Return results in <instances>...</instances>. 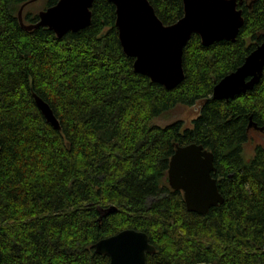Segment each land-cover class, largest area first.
Masks as SVG:
<instances>
[{"label": "trees", "instance_id": "1", "mask_svg": "<svg viewBox=\"0 0 264 264\" xmlns=\"http://www.w3.org/2000/svg\"><path fill=\"white\" fill-rule=\"evenodd\" d=\"M148 1L164 25L183 15L182 0ZM28 2L0 0V264H108L94 244L128 228L154 246L146 264H264V145L243 150L249 119L264 131V67L251 90L212 98L264 40V0H242L234 41L204 46L193 33L173 88L134 71L110 1L93 0L90 24L61 37L29 28ZM177 105H198L190 127L151 123ZM190 143L213 153L223 196L206 214L167 181L176 146Z\"/></svg>", "mask_w": 264, "mask_h": 264}, {"label": "water", "instance_id": "2", "mask_svg": "<svg viewBox=\"0 0 264 264\" xmlns=\"http://www.w3.org/2000/svg\"><path fill=\"white\" fill-rule=\"evenodd\" d=\"M115 6V26L125 55L134 59V71L146 75L165 88L177 86L184 78L183 47L193 33L208 46L215 41H234L243 24L242 0H182L183 15L164 25L148 0H108ZM93 0H58L37 13L38 20L29 28L47 27L61 37L76 32L91 22ZM264 67V40L255 47L234 71L221 78L212 89V98L228 100L251 90ZM36 106L55 129H60L49 105L33 94ZM248 127L263 130L249 119ZM213 153L202 145L176 146L170 157L167 181L171 189L182 192L187 210L206 214L210 207L223 202L216 180ZM115 206L103 210L112 212ZM95 252L105 254L108 264H146L147 254L155 251L142 231L123 229L99 239ZM195 264H211L199 262Z\"/></svg>", "mask_w": 264, "mask_h": 264}, {"label": "rangeland", "instance_id": "3", "mask_svg": "<svg viewBox=\"0 0 264 264\" xmlns=\"http://www.w3.org/2000/svg\"><path fill=\"white\" fill-rule=\"evenodd\" d=\"M45 1L44 0H29L28 4L25 5L23 14L30 12L32 14L38 13L39 11L45 9ZM198 111V105L188 107L183 105H177L173 109L155 117L152 119L151 123L156 125H165L174 120L183 121L184 127L191 126V119L194 118ZM256 144L264 145V131L260 130H251L249 140L244 144L243 150L246 158L252 155L253 147Z\"/></svg>", "mask_w": 264, "mask_h": 264}, {"label": "flooded vegetation", "instance_id": "4", "mask_svg": "<svg viewBox=\"0 0 264 264\" xmlns=\"http://www.w3.org/2000/svg\"><path fill=\"white\" fill-rule=\"evenodd\" d=\"M257 130V129H256Z\"/></svg>", "mask_w": 264, "mask_h": 264}]
</instances>
